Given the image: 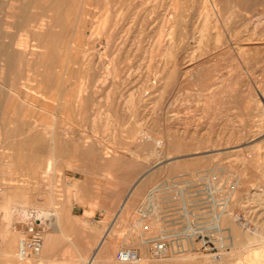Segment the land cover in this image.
Masks as SVG:
<instances>
[{"label": "rangeland", "instance_id": "rangeland-1", "mask_svg": "<svg viewBox=\"0 0 264 264\" xmlns=\"http://www.w3.org/2000/svg\"><path fill=\"white\" fill-rule=\"evenodd\" d=\"M25 1L0 0V48L6 49L12 43L9 49L16 54L12 69L0 61V137L5 139L10 133L16 137L13 143L5 144L15 146L14 149L3 150L7 159V153L15 152L11 168L0 164V231L6 222H14L13 227L24 234L18 236L17 249L19 241L30 238L35 231L41 232L44 238L42 252L24 261L27 264H89L95 256L92 264L223 261L237 264L243 253L242 246L246 245L247 232L256 227L259 220H264V0ZM11 12L21 13L11 15ZM44 22L56 23L44 38L49 41H46L47 51L36 46L38 25ZM89 52L94 54L90 56ZM30 66L31 69L27 68ZM104 74L108 77L104 78ZM35 76L41 81L33 79ZM40 82L47 91V98L35 97L44 105L42 109L28 105L25 99L29 97L24 94L25 84L36 86ZM10 91H14L12 96L18 94L17 98L13 96V99ZM78 93L82 94L79 98L84 103L80 104L83 108L72 101ZM3 113L8 115L5 120L1 117ZM143 128L150 136L142 132ZM37 132L47 142L54 133L64 149L58 151L62 158L50 171L46 168L50 151L40 150L38 144L26 140ZM65 134L80 140L79 145L83 146L77 147L74 140L64 139ZM89 136L98 142L94 149L86 145L85 139ZM153 137H165V144H157ZM22 140L26 144H21ZM66 144L68 147H64ZM8 169L13 170L12 173L8 174ZM4 176L14 177L16 185L28 183L29 186L17 191L15 185L3 182ZM207 188H215L216 198L227 199L224 209L233 211L228 213L240 215L234 224L223 222L222 231L215 233L207 247L198 242L185 252H169L158 257L150 244L137 240L133 227L137 210L151 190L156 189L160 196L182 190L179 194L195 201L196 208L206 210ZM99 196H115V209L125 207L128 215L126 223L114 226L100 249L97 229L90 222L76 221L70 215L74 202ZM25 197L29 203L21 202ZM126 197L131 198L128 203L124 201ZM25 206L55 210L60 213V221H41L30 214L25 218ZM222 211L216 207L211 215ZM56 222L60 223L59 228L53 225ZM231 226L237 229L235 237L230 236ZM131 232L133 236L126 240ZM1 239L0 236V244ZM48 239L51 247L44 253ZM128 245L139 249L141 261L118 260V251ZM43 255L45 258L40 259Z\"/></svg>", "mask_w": 264, "mask_h": 264}, {"label": "bare ground", "instance_id": "bare-ground-1", "mask_svg": "<svg viewBox=\"0 0 264 264\" xmlns=\"http://www.w3.org/2000/svg\"><path fill=\"white\" fill-rule=\"evenodd\" d=\"M27 1V0H26ZM25 1V2H26ZM46 1H48V0H46ZM52 1H54L55 2V0H52ZM62 1V0H61ZM81 1V0H80ZM111 1V0H110ZM229 1V0H228ZM53 2V3H54ZM70 2V1H69ZM234 2V1H233ZM254 2V1H253ZM32 3V2H31ZM66 3H68V2H66ZM82 3V2H81ZM227 3V2H226ZM234 3H236V2H234ZM28 4V3H27ZM32 4H34V3H32ZM44 4V3H43ZM59 4V3H58ZM109 4H111V3H109ZM147 4V3H146ZM162 4V3H161ZM172 4V3H171ZM52 5V4H51ZM176 5V4H175ZM18 6H19V4H18ZM33 6V5H32ZM63 6V5H62ZM61 6V7H62ZM111 6V5H110ZM14 7H16V6H14ZM52 7H53V5H52ZM51 7V8H52ZM173 7V6H172ZM174 7H176V6H174ZM182 7V6H181ZM233 7V6H232ZM231 7V8H232ZM22 8H23V6H22ZM29 8V7H28ZM253 8V7H252ZM251 8V9H252ZM254 8H255V5H254ZM26 9V8H25ZM58 9H59V7H58ZM73 9V8H72ZM109 9V8H108ZM172 9V8H171ZM256 9V8H255ZM111 10V9H110ZM178 11H179V9H177ZM180 10H181V8H180ZM14 11V10H13ZM16 12H18V9H16L15 10ZM21 11V10H20ZM70 11H71V9H70ZM156 11V10H155ZM174 11V10H173ZM176 11V10H175ZM174 11V13H176ZM214 11V10H213ZM236 11V10H235ZM16 12H15V14H16ZM23 12V11H22ZM62 12V11H61ZM72 12V11H71ZM83 12V11H82ZM81 12V13H82ZM110 12V11H109ZM167 12V11H166ZM232 12V11H231ZM230 12V13H231ZM256 12V11H255ZM13 12H11L10 14L11 15H15V14H12ZM19 13H21V12H19ZM19 13H17L16 15H18ZM25 13H27V11H25ZM60 13V12H59ZM259 13V12H258ZM70 14H72V13H70ZM233 14V13H232ZM256 14V13H255ZM9 15V14H8ZM7 15V16H8ZM26 15V14H25ZM28 15V14H27ZM42 15V14H41ZM44 15V14H43ZM51 15V14H50ZM61 15H62V13H61ZM108 15H110V13H108ZM107 15V16H108ZM146 15V14H145ZM178 15H179V13H178ZM177 15V16H178ZM53 16H55V15H53ZM157 16V15H156ZM172 16V15H171ZM174 16H176V14L174 15ZM176 16V17H177ZM229 16V15H228ZM231 16V15H230ZM233 16V15H232ZM161 17V16H160ZM210 17V16H209ZM13 18H15V16L13 17ZM20 18H21V16H20ZM43 18V17H42ZM53 18V17H52ZM122 18V17H121ZM178 18V17H177ZM36 19V18H35ZM57 19V18H56ZM21 20V19H20ZM169 20H171V19H169ZM169 20H168V22H169ZM207 18H206V21H204V22H206V24L208 23L207 22ZM249 20V19H248ZM35 21H37V20H35ZM55 22H56V20H54ZM59 21H60V19H59ZM220 21V20H219ZM55 22H53V24L51 23H46V22H44V23H42L41 25H38V31H37V40H38V43L36 42V46L37 47H41V48H45V50H46V46H48V44H46V41H48V40H45L44 38L50 33V31H52L51 30V28L53 27L54 28V26H56V23ZM26 23V22H25ZM29 23V22H28ZM79 23H80V21H79ZM106 23H107V20H105L104 21V23L102 24L103 25V27L105 28L107 25H106ZM175 23V22H174ZM9 24V23H8ZM24 24V23H23ZM32 24V23H31ZM73 24V23H72ZM161 24V23H160ZM159 24V25H160ZM205 24V26H206V28H207V25ZM210 24V23H209ZM208 24V25H209ZM218 24V23H217ZM10 25H11V23H10ZM9 25V26H10ZM30 25V24H29ZM34 25V24H33ZM54 25V26H53ZM76 25V24H75ZM12 26V25H11ZM15 26V25H14ZM159 27V26H158ZM209 27V26H208ZM216 27V26H215ZM18 28V27H17ZM176 28H177V26H176ZM205 28V27H204ZM213 28V27H212ZM248 28H249V26H248ZM251 28V27H250ZM249 28V29H250ZM254 28V27H253ZM100 29H101V27H100ZM181 29V28H180ZM239 29V28H238ZM47 30V31H46ZM104 29L102 28V30L101 31H103ZM46 31V32H45ZM92 31H93V29H92ZM98 31H99V29H98ZM97 31V32H98ZM100 31V32H101ZM106 31V30H105ZM201 31H202V29H201ZM205 31H208V30H205ZM221 31V30H220ZM99 32V33H100ZM180 32V31H179ZM58 33V32H57ZM91 33V32H90ZM92 33H94V32H92ZM203 34L204 33H207V32H202ZM254 33V32H253ZM161 34V33H160ZM179 34V33H178ZM6 36H7V34H5ZM5 35L4 36H2V37H5ZM94 35V34H93ZM162 35H163V33H162ZM220 35V34H219ZM226 35V34H225ZM245 35V34H244ZM53 36V35H52ZM90 36V35H89ZM92 36V35H91ZM14 37V36H13ZM49 37H51V36H49ZM163 37V36H162ZM9 38V37H8ZM34 38V37H33ZM87 38H89L90 39V37H87ZM92 38H93V36H92ZM11 39V38H10ZM53 39V38H52ZM115 39V38H114ZM113 39V40H114ZM12 40H14V39H12ZM61 40V39H60ZM165 39H163V41H164ZM123 41H124V38H123ZM167 41V40H166ZM16 42V41H15ZM15 42H13V43H15ZM49 42V41H48ZM75 42V41H74ZM111 42V41H110ZM9 43H10V41H9ZM63 43H64V41H63ZM87 43V42H86ZM91 43H92V41H91ZM65 44V43H64ZM72 44H73V41H72ZM94 44V43H93ZM35 44H33V46H34ZM74 45V44H73ZM95 45V44H94ZM12 46V43L10 44V45H8V47L6 48V49H2V48H0V61L2 60V61H4V64H6L8 67H9V69H12V68H14L12 65H13V63L14 62H16V54L12 51V50H10L9 49V47H11ZM29 46V45H28ZM21 47V46H20ZM24 47H25V45H24ZM36 47V48H37ZM71 47H73L72 45H71ZM92 47H94V46H91L90 48H92ZM164 47V46H163ZM51 48V47H50ZM66 48V47H65ZM30 49H31V46H30ZM34 49V48H33ZM70 49V48H69ZM69 49H68V51H67V54H69L70 52H69ZM28 50V49H27ZM35 50V49H34ZM33 50V51H34ZM54 50H57V48L56 49H53V51ZM71 50V49H70ZM83 50V49H82ZM87 50H88V48H87ZM92 50H93V48H92ZM91 50V51H92ZM96 51H98L97 49H95ZM24 51H25V49H24ZM47 51V50H46ZM61 51V50H60ZM72 51V50H71ZM75 51H76V49H75ZM167 51V50H166ZM49 52H50V50H49ZM83 52V51H82ZM81 52V53H82ZM92 52H94V51H92ZM101 52V51H100ZM106 52V51H105ZM25 53V52H24ZM35 53H37V49H36V51H35ZM78 53V52H77ZM83 53H85V52H83ZM82 53V54H83ZM90 53V52H89ZM88 53V54H89ZM103 53V52H102ZM163 53H164V51H163ZM76 54V53H75ZM94 54V53H93ZM93 54H91L90 53V56L91 55H93ZM21 55V54H20ZM73 51H72V57H73ZM78 55V54H77ZM84 55V54H83ZM42 56H44V55H42ZM45 56H46V54H45ZM68 56V55H67ZM81 56V55H80ZM87 56V55H86ZM84 57V56H83ZM95 57V56H94ZM43 58V57H42ZM67 58V57H66ZM75 58H77V57H75ZM78 58H79V55H78ZM96 58V57H95ZM44 59H45V57H44ZM69 59V58H68ZM74 59V58H73ZM26 60V59H25ZM45 60H47V59H45ZM57 60V59H56ZM67 59H65V62H71L72 61V58H71V56H70V59H69V61H66ZM92 60L93 61H95L94 60V58H92ZM76 61V60H75ZM74 61V62H75ZM85 61H86V59H85ZM29 62V61H28ZM56 62L57 61H54L53 63H54V65H56ZM88 62H92V61H87V63ZM73 63V62H72ZM104 63V62H103ZM22 64V63H21ZM30 64H33V63H30ZM64 64H66V63H64ZM74 64H77V62H75ZM89 64V63H88ZM93 64V63H92ZM2 65V64H1ZM28 65H29V63H28ZM68 65V64H67ZM66 65V66H67ZM70 66H71V63L69 64ZM79 65V64H78ZM81 65V64H80ZM104 66H105V64H103ZM35 66H37V65H35ZM51 66H53V65H51ZM110 66V65H109ZM2 67V66H1ZM19 67H20V65H19ZM19 67H18V69H19ZM68 68H69V66H67ZM74 67V66H73ZM81 67H82V65H81ZM106 67H107V65H106ZM21 68V67H20ZM27 68H30L31 69V66L30 67H27ZM33 68V67H32ZM18 69H17V71H18ZM46 69H48V67H46ZM83 69V68H82ZM85 69V68H84ZM110 69V68H109ZM112 69V68H111ZM2 70V69H1ZM28 70V69H27ZM32 70H35V69H32ZM80 70V69H79ZM13 71V70H12ZM19 71H21V70H19ZM50 71V70H49ZM38 72V71H37ZM65 72H66V70H65ZM109 72V71H108ZM107 72V73H108ZM6 73V72H5ZM17 73V72H16ZM36 73V72H35ZM58 73V72H57ZM111 73V72H110ZM3 73H1V75H2ZM15 74V73H14ZM11 75H13V73L11 74ZM21 75V74H20ZM108 75H109V73H108ZM85 76V78H87L86 77V75H84ZM89 76V75H88ZM106 76H107V74L105 75L104 74V78H106ZM8 77V76H7ZM6 77V78H7ZM24 77V76H23ZM31 77V76H30ZM40 77H41V74H40ZM65 77V76H64ZM108 77V76H107ZM10 78L11 79H13L12 78V76H10ZM15 78H17L16 76H15ZM29 78V77H28ZM43 78V77H42ZM41 78V79H42ZM66 78V77H65ZM65 78L63 79V80H65ZM97 78V77H96ZM18 79V78H17ZM17 79H14L13 81H17ZM20 79V78H19ZM31 79V78H30ZM33 79H36L37 80V78H36V76H35V78H33ZM58 79V78H57ZM94 79V78H93ZM102 79V78H101ZM0 80H1V78H0ZM2 80H4V79H2ZM29 80V79H28ZM35 80V81H36ZM39 80V79H38ZM37 80V81H38ZM83 80V79H82ZM89 80V82H90V78L89 79H87V81ZM19 81V80H18ZM34 81V80H33ZM39 81H41V80H39ZM59 81V80H58ZM66 81V80H65ZM64 81V82H65ZM87 81H83V82H87ZM95 81V80H94ZM93 81V82H94ZM43 82V81H42ZM45 82V81H44ZM43 82V83H44ZM83 82H81V83H83ZM88 82V83H89ZM92 82V83H93ZM2 83V82H1ZM4 83V82H3ZM2 83V84H3ZM12 83V82H11ZM41 83V82H40ZM43 83H41V84H38V85H36V86H32V85H30V83L29 84H25L26 85V88H25V95L27 96V97H29V98H27V99H25V101H28V103L27 102H25V103H27L28 105H31L32 107H39L40 109H42V108H44V105H41L40 103H38V101L39 100H37V99H35V97L37 98V97H41V99L43 98H47V97H45L46 95H47V91L45 90V88H44V86H43ZM79 83H80V81H79ZM78 83V84H79ZM88 83H87V85H88ZM94 83H96V82H94ZM8 84V83H7ZM63 84V83H62ZM66 85V84H65ZM69 85V84H68ZM79 85H83V84H79ZM94 85V84H93ZM96 85V84H95ZM47 86H48V84H47ZM50 86V85H49ZM86 85H84V87H85ZM92 86V85H91ZM105 86V85H104ZM111 86V85H110ZM9 87V86H8ZM17 87V86H16ZM15 87V88H16ZM76 87H78V86H76ZM79 87H81V86H79ZM100 87V86H99ZM50 88V87H49ZM59 88L60 87H58L57 88V90L58 91H60L59 90ZM72 88V87H71ZM83 88V87H82ZM96 88V87H95ZM13 89V88H12ZM68 89V88H67ZM66 89V90H67ZM70 89V88H69ZM76 89V88H75ZM78 89V88H77ZM76 89V90H77ZM86 90H87V86H86V88H85ZM88 89H89V87H88ZM93 89V88H92ZM0 90H2L1 89V87H0ZM32 90V91H31ZM50 90V89H49ZM48 90V91H49ZM52 90V89H51ZM51 90H50V92H51ZM65 90V91H66ZM79 91L78 92H80L81 90L80 89H78ZM90 90V89H89ZM95 90V89H94ZM94 90H91L92 91V93H94L95 94V92H93ZM230 90V89H229ZM15 91V90H14ZM13 91V92H14ZM35 93H34V92ZM73 90H70V92H72ZM85 91V90H84ZM90 91V92H91ZM2 93H3V91H1ZM12 91H10V95H11V93H13ZM49 92V93H50ZM54 92V91H53ZM74 92V91H73ZM97 92V91H96ZM109 92V91H108ZM219 92V91H218ZM34 93V94H33ZM37 93V94H36ZM58 93V92H57ZM60 93V92H59ZM62 93V92H61ZM60 93V94H61ZM66 93V92H65ZM215 93V92H214ZM214 93H212V94H214ZM229 93H230V91H229ZM15 94H17L16 92H15ZM32 94V96L34 95V98L33 97H30V95ZM67 94H68V92H67ZM73 94V93H72ZM75 95H76V93H74ZM94 94L92 95V96H94ZM108 94V93H107ZM1 95V94H0ZM53 95V94H52ZM55 95V94H54ZM82 94H80V93H78L77 94V96H76V99H75V97H74V99L75 100H72V101H74L76 104L75 105H77L78 106V108L80 107V108H83V107H81V105L82 104H84L83 102H82V99L81 98H79V96H81ZM109 95H110V93H109ZM12 96V95H11ZM11 96H10V99H11V102H15V101H12V98H13V96L14 97H16L17 98V96H18V94L17 95H13L12 96V98H11ZM74 96V95H73ZM72 96V97H73ZM89 96H90V94H89ZM211 96V95H210ZM213 96V95H212ZM227 96H228V94H227ZM65 97H68L67 95H65ZM70 97H71V95H70ZM83 97V96H82ZM107 97H109V96H107ZM52 98V97H51ZM86 98H88V97H86ZM14 99V98H13ZM63 99V98H62ZM68 99V98H67ZM66 99V100H67ZM90 99V98H89ZM17 100V99H16ZM88 100V99H87ZM92 100V99H91ZM86 101V100H85ZM90 101V100H89ZM58 102H60V99H59V101ZM68 103L69 102H71L70 101V99H69V101H67ZM91 102V101H90ZM89 102V103H90ZM68 103H64V105H67ZM88 103V102H87ZM92 103V102H91ZM53 104V103H52ZM57 104V103H56ZM56 104H55V107H56ZM60 104V103H59ZM72 104H73V102H72ZM81 104V105H80ZM116 104V103H115ZM10 105V104H9ZM13 105H15V104H13ZM70 106V108H71V103L69 104ZM89 105V104H88ZM91 105V104H90ZM75 107V106H74ZM9 108V107H8ZM13 108V107H12ZM48 108V107H47ZM61 108V107H60ZM63 108V107H62ZM78 108H75V110H77ZM87 108V107H86ZM130 108V107H129ZM6 109V108H5ZM11 109V108H10ZM9 109V110H10ZM15 109V108H14ZM56 109V108H55ZM59 109V108H58ZM67 109V108H66ZM69 109V108H68ZM88 109H90L89 107H88ZM102 109V108H101ZM7 110V109H6ZM44 110H46V109H44ZM43 110V111H44ZM48 110V109H47ZM46 110V111H47ZM61 110V109H60ZM90 110H94V109H90ZM45 111V112H46ZM78 111H80V109L78 110ZM16 112V111H15ZM44 112V113H45ZM51 112V111H50ZM96 112H97V110H96ZM68 113V112H67ZM82 113V112H81ZM92 113H93V111H92ZM13 114V113H12ZM46 114V113H45ZM6 115H7V113H6ZM6 115L3 113V116H1L2 117V120H5L6 119ZM11 116V115H10ZM7 117H8V115H7ZM93 117H95V115L93 116ZM13 118V117H12ZM12 118L10 119V121H12ZM98 118V117H97ZM8 119V118H7ZM14 119H16V117H14ZM55 119H56V117H55ZM36 120V119H35ZM94 120V119H93ZM96 120V119H95ZM110 120V119H109ZM9 121V122H10ZM32 121V120H31ZM12 122H14V121H12ZM19 122V121H18ZM49 122V121H48ZM11 123V122H10ZM17 123V122H16ZM22 123V122H21ZM44 123V122H43ZM51 123V122H50ZM68 123V122H67ZM93 123H95V122H93ZM3 124H5L4 123V121H3ZM53 124V123H52ZM261 124H262V122H261ZM6 125V124H5ZM9 125V124H8ZM50 125V124H49ZM11 126V125H10ZM19 126V125H18ZM27 126V125H26ZM31 126V125H30ZM261 126V125H260ZM25 127V126H24ZM37 127V126H36ZM47 127V126H46ZM52 127H54V126H52ZM7 128V127H6ZM11 128H13V127H11ZM41 128V127H40ZM45 128V127H44ZM49 128V127H48ZM262 128V127H261ZM19 129H21V127H19ZM26 129V128H25ZM24 128H23V130H24V132L26 131ZM47 129V128H46ZM91 129V128H90ZM6 130V129H5ZM41 130H42V128H41ZM92 130V129H91ZM251 130V129H250ZM7 131H8V128H7ZM10 131V130H9ZM13 131H15V130H11L10 132H13ZM20 131V130H19ZM18 131V132H19ZM47 131V130H46ZM51 131V130H50ZM52 131H53V129H52ZM27 132H28V130H27ZM49 132V131H48ZM54 132V131H53ZM69 132V131H68ZM142 132L143 133H147L149 136H150V134L148 133V132H146L145 130H144V128L142 129ZM250 132V131H249ZM8 133V132H7ZM40 132H37V134H32V135H30V136H28L27 137V139L26 140H29V141H32V142H35L36 143V145L38 144V149H40V150H49L50 151V153L48 154L49 156H48V160H47V166H46V168L50 171L55 165H56V162L58 161V160H60L61 158H62V156H61V154H58V151L60 150V149H63V148H61V146H59V144H58V140H59V138H58V140H57V136L53 133V135H51V138H50V140H49V142H47L46 141V139L43 137V135H41V134H39ZM47 133V132H46ZM52 133V132H51ZM50 132H49V134H51ZM83 133V132H82ZM141 133V132H140ZM14 134V133H13ZM48 134V133H47ZM48 134V135H49ZM59 134V133H58ZM85 134V133H84ZM4 135V134H3ZM72 135V134H71ZM70 135V136H71ZM79 135V134H78ZM88 135H90V134H88ZM238 135V134H237ZM1 136V135H0ZM6 136V135H5ZM5 136H3V137H5ZM16 136V135H15ZM19 136V135H18ZM73 136H74V134H73ZM92 136V135H91ZM23 137H24V135H23ZM50 137V136H49ZM48 137V138H49ZM72 137V136H71ZM79 137V136H78ZM84 137V136H83ZM168 137L170 138V136H169V134H168ZM247 137V136H246ZM14 138H16V137H14L13 135H12V133H10L9 135L7 134V136L5 137V139H3V138H1L0 137V164H4L5 166L7 165V166H9V168H11L10 166H12V164H13V159L15 158L14 157V155H15V152H10L9 154L7 153V157H8V159L7 158H5L4 157V155H5V152L3 151V150H6V149H9V148H12V149H14V147H11V146H6L5 144L8 142V143H13V141H14ZM17 138H19V137H17ZM24 138H26V137H24ZM103 138V137H102ZM152 138V137H151ZM154 138V137H153ZM165 137H163V138H154V140L156 141V143L157 144H159V145H164L165 144V140L166 139H164ZM167 138V137H166ZM23 139V138H22ZM64 139H69V140H74V138L72 139V138H70V137H68V135L67 134H65V136H64ZM64 139H62V140H64ZM81 139V138H80ZM202 139V138H201ZM86 140V145L90 148V149H94V148H96L98 145V142H96V139H94V138H92V137H88L87 139H85ZM195 140V139H194ZM75 141V143L74 144H76V146L77 147H79L80 145V143H79V141L80 140H74ZM82 141L83 142H85L83 139H82ZM103 141V140H102ZM16 142V141H15ZM61 142V141H60ZM72 142V141H71ZM81 142V141H80ZM21 144H26V141H24V140H22L21 142H20ZM70 143V142H69ZM168 144V143H167ZM197 144V143H196ZM17 145H20L19 144V142H18V144ZM17 145H16V147H17ZM67 145V144H66ZM64 146V147H68V145L67 146ZM100 145H102V144H100L99 143V147L98 148H100L101 146ZM13 146V145H12ZM63 146V145H62ZM83 146V145H82ZM82 146H80V147H82ZM29 147V146H28ZM70 147H71V145H70ZM87 147V148H88ZM192 147V146H191ZM3 148V149H2ZM22 148H24V147H22ZM25 148H26V146H25ZM97 148V149H98ZM206 148V147H205ZM30 149V148H29ZM68 149V148H67ZM79 149V148H78ZM190 149V148H189ZM64 150V149H63ZM66 150V149H65ZM89 150V149H88ZM19 151V150H18ZM25 151V150H24ZM23 151V152H24ZM208 151V150H207ZM21 152V151H20ZM62 152V151H61ZM91 152V151H90ZM25 153H26V151H25ZM25 153L24 154H22V155H24L25 156ZM44 153H45V151H44ZM95 153V152H94ZM168 153V152H167ZM16 155H18L19 156V154H17V152H16ZM171 155V154H170ZM21 156V155H20ZM39 156V155H38ZM45 156H47V155H45ZM14 157V158H13ZM169 157V156H168ZM36 158V157H35ZM47 158V157H46ZM16 159V158H15ZM18 159V158H17ZM243 159H246V158H243ZM244 161H247V160H244ZM16 162V161H15ZM20 162V161H19ZM171 162V161H170ZM249 162V161H248ZM14 168V167H13ZM16 168V167H15ZM150 168V167H149ZM12 171L13 170H9L8 169V171H7V173L9 174V173H12ZM146 171V170H145ZM261 171H263V170H261ZM192 172V171H191ZM48 173V172H47ZM55 173V172H54ZM58 174V173H57ZM47 175V174H46ZM53 175H55V174H53ZM142 175V174H141ZM4 178V180H3V182H5V183H8V184H11V185H15V189L17 190V191H19V189H22V188H27L26 186H29L28 185V183L27 182H25V183H27L26 185L24 184H17L16 185V183L14 182V180H15V178L14 177H11V176H7V177H3ZM140 178V177H139ZM6 180H8V181H6ZM138 180H140V179H138ZM20 181V180H19ZM19 181H17L18 183H20ZM53 182V181H52ZM138 182L139 181H137V182H135L134 183V185L132 186V188L130 189V194L134 191V189L136 188V186H137V184H138ZM23 183H24V181H23ZM54 184V183H53ZM185 184V183H184ZM236 184V183H235ZM207 186V185H206ZM186 187V186H185ZM226 187H227V185H226ZM233 187H234V185H233ZM243 187V186H242ZM213 188V187H212ZM228 188V187H227ZM241 188V187H240ZM29 189H30V187H29ZM215 189V188H214ZM234 189H237V188H233V190ZM262 189V188H261ZM156 190V189H155ZM228 190V189H227ZM243 190V189H242ZM21 191H23V190H21ZM27 192L28 191H30V190H26ZM231 191V190H230ZM263 191H264V188H263ZM224 192V191H223ZM260 192V191H259ZM19 193V192H18ZM30 192H28V194H29ZM241 193V192H240ZM21 194V193H20ZM27 194V193H26ZM26 194H24V195H26ZM233 194H234V191H233ZM232 194V196H234ZM239 195H241V194H239ZM18 196V195H17ZM229 196H230V194H229ZM29 197V196H28ZM234 197H236V195L234 196ZM230 198V197H229ZM233 198V197H232ZM231 199V198H230ZM255 199H257L258 200V198L256 197ZM25 201V203H29V200H30V202H31V199H30V197H29V200H28V198L27 197H25V199H21V202L22 201ZM227 200V199H226ZM259 200H261V198L259 199ZM19 201H20V199H19ZM229 201V200H228ZM227 201V202H228ZM263 201V200H262ZM225 203H226V201H225ZM21 204V203H20ZM227 204V203H226ZM228 204H229V202H228ZM8 205V204H7ZM9 206V205H8ZM7 206V207H8ZM229 206V205H228ZM23 207V206H22ZM32 207V206H31ZM226 207V206H225ZM9 208V207H8ZM229 208V207H228ZM227 208V209H228ZM232 209V208H231ZM58 210V209H57ZM214 210V209H213ZM223 210V209H222ZM221 210V211H222ZM23 211L25 212V215L24 216H27V217H25V218H28V216H29V214L30 215H35V216H37L38 217V219L39 220H41V221H53L54 222V220L56 219V220H59L60 221V213L59 212H54V211H48V210H46L45 208H38V209H32V208H28V206H25L24 207V209H23ZM228 211V210H227ZM225 209L222 211V213L220 212L219 214H218V223H219V225H221L220 227H222V223L223 222H227V221H229L231 224H234L238 219H240V215H236V216H232V214L231 213H228V212H230L231 210H229L228 212H227ZM224 212H227L228 214H225ZM231 212H233V211H231ZM234 214V213H233ZM264 215V214H263ZM34 217V216H33ZM233 218H234V220H233ZM12 219V218H11ZM263 219V218H262ZM261 219V221L259 220V222L257 223V225H255L256 227H254L253 229H251L250 231H248L247 232V235H246V238H245V240L244 241H246V245L245 246H242V256H241V258H238L237 260V264H264V220H262ZM234 222V223H233ZM13 224H14V222L12 221V220H10V221H8V222H6V224H5V226H3V229L0 231V236H1V244H0V261H2L1 263L2 264H22L23 262H24V264H27V262H25L24 260L25 259H21L20 257H19V255H18V250H19V247H18V249H17V239L19 238L18 236H24V234L22 233L21 234V232L18 230V229H15V227H13ZM51 224H53V223H51ZM54 226H56V228H59L58 226L60 225V223H59V225H58V223L56 222V224L54 223L53 224ZM221 231H222V228H221ZM220 231V232H221ZM230 231H231V237H235L236 235H237V229L235 228V226H231L230 227ZM229 231V232H230ZM49 235V234H48ZM50 237V236H49ZM223 237H224V235H223ZM26 238V237H25ZM50 238H52V237H50ZM46 239V238H45ZM223 241V240H222ZM20 242V241H19ZM105 243V242H104ZM104 243H101L100 244V246L98 247V249H100L103 245H104ZM46 245H45V249H44V253H46V252H48L49 251V247H51L50 246V240L48 239L47 240V242L45 243ZM236 244V243H235ZM19 245V244H18ZM117 245V244H116ZM121 246V245H120ZM236 246V245H235ZM44 247V246H43ZM115 247H117V246H115ZM119 248V247H118ZM117 248V249H118ZM97 249V250H98ZM116 249V248H115ZM241 249V248H240ZM114 250V249H113ZM99 251V250H98ZM97 252V251H96ZM115 252V251H114ZM42 256V255H41ZM40 256V257H41ZM45 258V255H43V257H41L40 259H44ZM95 260V256H93L88 262H89V264H92L93 263V261ZM123 262H134V263H136V262H138V261H123ZM212 263V262H211ZM225 262L223 261V262H218V263H212V264H224Z\"/></svg>", "mask_w": 264, "mask_h": 264}, {"label": "built area", "instance_id": "built-area-1", "mask_svg": "<svg viewBox=\"0 0 264 264\" xmlns=\"http://www.w3.org/2000/svg\"><path fill=\"white\" fill-rule=\"evenodd\" d=\"M180 192L183 193L182 190ZM179 193L160 196L157 190H151L137 210L133 226L137 240L150 244L154 255L158 257H164L169 252H185L198 242L207 247L221 229L219 212L217 215H211V212L216 207L224 209L226 198H216V190L209 188L207 201H204L207 203L206 210H200L195 207V201L187 200ZM130 235L133 236V232ZM43 246V235L35 231L30 238L20 240L18 255L21 259L38 255ZM117 258L120 261L143 259L139 249L130 245L122 247Z\"/></svg>", "mask_w": 264, "mask_h": 264}, {"label": "crops", "instance_id": "crops-1", "mask_svg": "<svg viewBox=\"0 0 264 264\" xmlns=\"http://www.w3.org/2000/svg\"><path fill=\"white\" fill-rule=\"evenodd\" d=\"M115 199V196H99L87 198L83 202L78 200L71 206V218L76 221H88L94 226L95 229H97L100 240L98 247L101 243H106V240L111 234V230L114 228V226L120 222H127L128 215L125 207L122 210L119 209L120 207L115 209ZM125 200H127L128 203L131 198L126 197L124 201ZM121 204L119 206H121ZM78 209L79 211H77ZM130 237L131 235L128 234L125 239L128 240Z\"/></svg>", "mask_w": 264, "mask_h": 264}]
</instances>
